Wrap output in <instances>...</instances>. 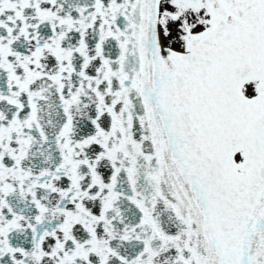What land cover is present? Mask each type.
I'll list each match as a JSON object with an SVG mask.
<instances>
[{"label":"snow or ice","instance_id":"snow-or-ice-1","mask_svg":"<svg viewBox=\"0 0 264 264\" xmlns=\"http://www.w3.org/2000/svg\"><path fill=\"white\" fill-rule=\"evenodd\" d=\"M0 264H264V0H0Z\"/></svg>","mask_w":264,"mask_h":264}]
</instances>
